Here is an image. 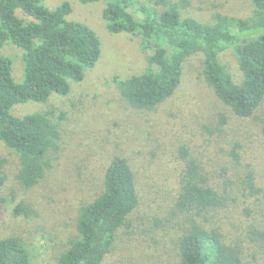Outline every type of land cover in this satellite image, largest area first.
I'll return each instance as SVG.
<instances>
[{
	"label": "rangeland",
	"instance_id": "obj_1",
	"mask_svg": "<svg viewBox=\"0 0 264 264\" xmlns=\"http://www.w3.org/2000/svg\"><path fill=\"white\" fill-rule=\"evenodd\" d=\"M107 1L42 2L47 8L67 2L71 8L67 18L88 25L100 40L101 52L81 81L70 82L67 94L52 93L46 101L10 108L15 117L45 113L57 125L59 138L48 150L51 167L44 180L30 190L16 178L18 154L0 141V238L19 237L29 252V264H54L55 256L76 234L79 206L96 194L103 168L117 154L126 157L134 171L140 202L101 264H176L177 228L168 209L183 168L178 148L186 146L225 198L221 208L208 214L206 223L220 225L240 245L244 264H264V241L253 239L250 232L252 228L264 231V99L253 116L236 117L206 84L202 57L194 54L183 64L180 84L170 98L152 110L130 106L121 98L114 78L147 70V54L153 48L150 45L144 52L139 35L108 31L103 17ZM130 3L132 9L153 5L151 0ZM250 9L249 0H189L181 13L208 21L213 11L246 15ZM16 14L27 17L21 10ZM0 53L11 60L13 80L22 82L21 48L6 42ZM219 57L238 77L233 50L228 48ZM221 115L226 118L223 124ZM235 143L238 162L230 155ZM247 171L261 189L252 196L239 184ZM22 202L34 208L29 217L13 213Z\"/></svg>",
	"mask_w": 264,
	"mask_h": 264
},
{
	"label": "trees",
	"instance_id": "obj_2",
	"mask_svg": "<svg viewBox=\"0 0 264 264\" xmlns=\"http://www.w3.org/2000/svg\"><path fill=\"white\" fill-rule=\"evenodd\" d=\"M43 1L0 0V49L6 42L13 43L23 51L24 64L23 81L17 83L11 60L0 53V141L18 154L16 178L27 190L44 180L51 167L48 150L55 146L59 131L45 113L15 117L10 108L46 101L52 93L67 94L70 82L81 81L101 52L97 34L85 23L67 18L71 11L67 2L47 8ZM151 1V6L132 9L130 0H108L103 10L109 32L139 35L144 52L150 45L153 48L147 54V70L126 79L114 78L121 98L138 110H152L174 94L185 61L200 54L202 78L216 98L238 118L253 116L264 99V0H249L246 15L213 11L208 21L182 16L189 0ZM17 10L27 17H19ZM228 48L235 55L238 77L220 62V54ZM225 120L221 115L219 123ZM238 148L235 143L230 150L237 162ZM178 156L183 168L168 209L177 228L173 236L176 264H244L240 245L220 225L206 223L208 214L224 205L219 187L209 182L186 146L178 148ZM239 184L249 196L261 192L250 171L239 178ZM139 198L129 161L112 155L102 170L98 191L78 208L76 234L55 256L54 264H101L117 233L129 225ZM33 209L22 202L13 213L29 217ZM250 232L253 239L264 241L263 230ZM29 262L19 237L0 238V264Z\"/></svg>",
	"mask_w": 264,
	"mask_h": 264
}]
</instances>
